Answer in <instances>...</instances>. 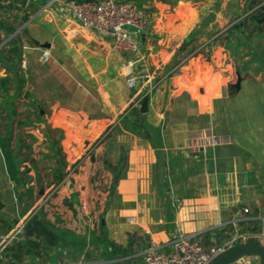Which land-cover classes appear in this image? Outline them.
<instances>
[{
	"label": "crops",
	"instance_id": "0c3cea01",
	"mask_svg": "<svg viewBox=\"0 0 264 264\" xmlns=\"http://www.w3.org/2000/svg\"><path fill=\"white\" fill-rule=\"evenodd\" d=\"M10 1L0 0V23L14 26L5 16L16 10L6 8ZM71 1L80 0L17 4L29 14L27 22L9 36L0 28V48L20 35L23 67L30 53L39 64L40 54L48 51L51 62L48 66L42 62L44 75L57 68L68 82L82 88L79 95L88 97L84 104L85 98L75 95L77 108L71 111L65 100L61 105L68 108L65 113L95 114L87 122L80 120L84 129L95 122V130L104 129L110 120L120 134L84 162V168L92 166L84 171V182L64 172V162L53 159L50 175L64 176L59 192L43 205H36L35 195L43 197L51 185L43 180L42 188L36 186L30 173L26 188L18 173L14 193L0 191V264H144V250L161 245L168 251L178 230L201 233L207 243L216 244L234 229L254 232L249 230L259 220L264 222V23L254 22L250 37L254 57L245 49L249 44L245 29L239 28L236 42L221 43V50L211 43L222 37L211 35L218 17L226 21L241 16L260 0H119L151 12L143 30L128 27L144 56L143 63L134 65L129 64L136 59L131 52L115 49L110 37L79 24L67 8ZM204 41L208 42L198 54L177 67ZM44 43L49 46L40 45ZM3 65L0 59V77L7 74ZM143 69L150 80L137 77ZM131 76L134 88L128 90L125 82ZM159 79L158 90L149 93L146 111L141 112L145 92ZM138 98L136 108L132 103ZM40 147L44 150V145ZM69 148L64 150L71 155ZM33 157L36 163L42 161ZM18 158L13 157L17 165ZM97 176L104 178L97 183L101 188L92 185L91 178ZM75 179L79 187L73 186ZM11 208L16 214L7 221L4 213ZM234 220L235 228L230 224Z\"/></svg>",
	"mask_w": 264,
	"mask_h": 264
},
{
	"label": "rangeland",
	"instance_id": "374dc122",
	"mask_svg": "<svg viewBox=\"0 0 264 264\" xmlns=\"http://www.w3.org/2000/svg\"><path fill=\"white\" fill-rule=\"evenodd\" d=\"M249 8L251 7L249 6L247 9H245L244 12L240 14L241 16L232 17V19H228L226 21L225 19L218 17L215 21L217 23L214 27L216 28V32L215 34L211 35V38H217L220 36L222 38L220 41H215L211 44H216L215 46L218 49H222L221 43L234 42L235 37L239 32V28L241 27L245 29V32H247L245 39L246 42H249L250 44H248L247 48H245L249 49L247 54L254 57L253 40L250 38L254 35V32L252 31L254 28V22L252 19L254 12L247 15ZM8 13V15L5 16L7 19L10 18L12 22H7L13 24L17 28L27 22V20L24 22H20L19 20L16 21V19H19L20 16L22 17L24 15L22 10L16 9L15 11H8ZM27 26L28 24H25L24 28L27 29ZM24 37L25 34L23 35V39L25 41ZM29 44L31 45L30 42ZM39 53L40 51H38L37 56ZM30 54L28 55L29 61L26 60V67L21 65L19 67V70L21 69L20 72L24 73L26 76L27 83H25L24 88L26 89L24 90L26 92L20 94V97L14 101L17 110L15 119L13 121L9 120L8 115H6L3 109L0 108V191L5 192V190L9 189V192L14 193L13 191H15L14 189L17 186L16 181L18 173L21 174V177L24 181V188H26V186L29 184L27 182V177H29L28 173H30L29 175L32 178L35 177L37 180L34 183L36 186L42 188L44 181L49 186L51 185L50 190L44 194L43 197L38 193L35 195V197L39 198L35 202L36 205H43L44 203L50 201L55 193L59 192L61 187L60 181H62L64 176L63 173L54 175L53 172L52 176L50 175V172L53 170L52 166H54H50L54 163L53 159L54 161L56 160L57 164L64 162V172H68V174L72 175L73 177L77 176L76 179L78 181L79 178L83 181L82 177L84 176V171H91L92 169V166H87L84 168V166H82L84 162L89 161V159L95 154V151L98 149V147H100L105 141L114 139L116 142V139L119 137L117 135L120 133L118 132L117 127L113 125L114 123H112L110 120L107 121V124L103 127L104 129L100 130L99 128L98 130H95L96 126L98 125L97 122L92 124L91 127L90 125L85 124L84 127L87 126V129H84L80 120L83 119L84 122H87L90 119L89 117H97L95 114L78 115L73 114L72 112H70V115L66 114L68 112V108L61 106L64 104L65 100H67V102L70 104L69 110L71 111L77 108L75 106L76 103L74 102L75 95L78 94L79 98L80 96L85 98L83 100L84 104L87 102L88 97L86 98V95H79L82 91V88L77 84H74L72 81L71 83L68 82V80L62 76L57 68H53L51 66L52 68H50V74H47L49 77L44 75L46 73V69H44L42 66V61H39L40 63L38 64L37 58L35 57V60H32V55ZM50 60L51 58L48 61L43 62L44 66H48L47 64H50ZM29 62L31 63L30 67ZM177 67H181L180 64ZM232 71L233 70H228L231 75ZM132 77L133 76L129 77L125 82V86L128 90L134 88L132 81H130V78ZM51 84H54V86ZM58 85H61V87ZM51 86L52 89L50 88ZM148 90L145 92V95H150L153 93L150 92L149 94ZM49 99L56 100L49 101ZM140 100V98L135 100L132 103V106L137 108V104H139ZM23 124H25V126ZM71 142H76L75 148H72V146L75 145L73 143L71 144ZM39 144H41V146L44 145V150H42L41 147V150L37 148ZM65 144L67 145V149L69 147L72 149V151H70L71 155L65 151L67 150L64 147ZM82 146L83 148H81ZM103 148L104 147L98 151H103ZM33 155L39 157L40 160L42 159V161L36 163L38 159H34ZM13 157H19L18 159L20 160V163L18 165L13 160ZM43 158L45 160H43ZM32 160L35 162H30ZM97 166V173L100 174L99 171L101 172V170H99V168L102 167V163ZM94 168L96 169L95 165ZM49 169H51V171ZM76 179L73 186L79 187L80 184ZM91 179L93 187L96 185H99L100 188L102 187L100 182L99 184L97 183L98 181H104V178L97 176V178ZM73 186L72 188H74ZM82 188H84V185H82ZM31 197V199L34 200V196ZM8 206L10 207L11 204ZM10 210L4 213V218L7 221H10V219L14 217L13 213L16 214L12 208ZM261 225V221L259 220V223L254 226V228H257L254 232L259 233L262 227ZM253 230L254 229L249 231ZM235 264H257V259L255 257H246L242 261H239Z\"/></svg>",
	"mask_w": 264,
	"mask_h": 264
},
{
	"label": "built area",
	"instance_id": "2783aa9c",
	"mask_svg": "<svg viewBox=\"0 0 264 264\" xmlns=\"http://www.w3.org/2000/svg\"><path fill=\"white\" fill-rule=\"evenodd\" d=\"M67 8L83 28L110 37L115 49L126 50L135 55L136 59L130 60V65L136 62L143 63L144 56L140 46L131 37L128 27L137 31L143 30L150 22V10L142 9L133 2L119 0L71 1L67 4ZM260 8H264V0H260L247 15ZM207 42L199 44L192 53L185 54L179 64H184L189 58L198 54ZM48 58L49 53L46 50L39 56L42 62L48 61ZM137 77L143 81L151 79V75L145 69ZM130 81L134 85L135 78H130ZM160 82L161 79L149 85L148 92H156ZM243 211L248 213L249 209L244 208ZM236 222L234 220L230 224L235 228ZM246 240L264 242V223L259 233L239 232L238 229H234L233 233L220 244L207 243L201 233H184L178 230L168 245L170 247L168 251L161 245H150L144 250L142 259L144 264H207L226 246Z\"/></svg>",
	"mask_w": 264,
	"mask_h": 264
},
{
	"label": "trees",
	"instance_id": "16d2710c",
	"mask_svg": "<svg viewBox=\"0 0 264 264\" xmlns=\"http://www.w3.org/2000/svg\"><path fill=\"white\" fill-rule=\"evenodd\" d=\"M10 1V0H7ZM11 2V1H10ZM14 5V6H13ZM12 2L6 5V8H15L18 10H22L20 6L17 4H13ZM33 2L31 1L28 7L32 6ZM263 10H259L256 12L255 16L253 15V22L256 24L264 23V19L261 20L263 16ZM28 13L25 14L20 18V22H24L28 18ZM0 28L2 29L3 33L6 36L12 34L16 27L15 26H8L0 23ZM24 33L26 30H23ZM21 37L20 35H15L11 39H9L1 48H0V59L4 61L3 67L7 71V74L3 77H0V108L8 115V119L13 121L16 117V107L14 101L20 97L22 91L24 89V85L26 83V78L24 73H21L19 70L20 61H21V47H22ZM6 53L7 57L3 54ZM10 61L12 65L10 64ZM16 69H14V68ZM14 71L11 76L8 72ZM134 112L137 110L135 107H131V111ZM138 111V110H137ZM140 113V111H138ZM126 116H124L120 123L125 122ZM134 123L136 120L133 121ZM257 228H254L256 231ZM252 230V229H251Z\"/></svg>",
	"mask_w": 264,
	"mask_h": 264
},
{
	"label": "water",
	"instance_id": "95a60500",
	"mask_svg": "<svg viewBox=\"0 0 264 264\" xmlns=\"http://www.w3.org/2000/svg\"><path fill=\"white\" fill-rule=\"evenodd\" d=\"M14 3L25 6L28 0H12ZM264 19V17H263ZM39 45V42L35 41ZM41 46L48 47V43L40 44ZM238 76V74H237ZM240 77L238 76L235 84L239 88ZM148 103V95H144L140 104L141 112H145ZM41 111V110H40ZM2 203L0 202V208ZM145 240L150 241L147 233H142ZM246 257H255L257 264H264V242L246 240L240 241L223 248L218 252L207 264H235L242 261Z\"/></svg>",
	"mask_w": 264,
	"mask_h": 264
}]
</instances>
